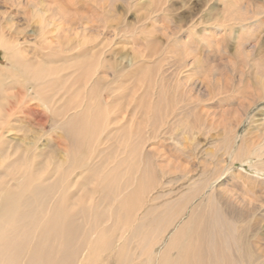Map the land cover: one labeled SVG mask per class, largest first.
<instances>
[{"label":"bare ground","instance_id":"6f19581e","mask_svg":"<svg viewBox=\"0 0 264 264\" xmlns=\"http://www.w3.org/2000/svg\"><path fill=\"white\" fill-rule=\"evenodd\" d=\"M216 1L198 3L207 6L202 16L226 26L248 19L233 35L238 41L264 21L257 18L264 16V0H247L253 11L229 0L238 8L229 5L230 16ZM240 10L250 16L244 19ZM13 34L0 33V264H264V212L253 202H264L262 144L232 130L216 145L229 147L227 168H211L215 155L203 153L193 178L168 166L183 156L181 133L196 152L194 133L207 131L191 89H184L187 79L167 74L157 57L147 65L149 54L124 66L82 51L62 55L61 65L33 61ZM104 67L112 70V82L96 76ZM120 77L129 79L122 90L112 86ZM255 124L264 129V107ZM21 130L32 140L12 136ZM57 130L61 136H52ZM236 157L253 173L234 171Z\"/></svg>","mask_w":264,"mask_h":264},{"label":"rangeland","instance_id":"374dc122","mask_svg":"<svg viewBox=\"0 0 264 264\" xmlns=\"http://www.w3.org/2000/svg\"><path fill=\"white\" fill-rule=\"evenodd\" d=\"M222 1L215 2L217 9L221 14L230 16L229 5L231 6L233 1L228 0L227 5H223ZM202 2L203 0H0V33L5 37L9 31H13L17 44H21L22 53L38 62L41 59H49L61 65L64 63L60 60L62 55L69 56L79 51L89 53L88 58L98 57L102 62L118 63L121 66L126 65L125 61L128 59L138 62L145 54H149L144 61L147 65L153 57L161 59L160 64L164 62L162 67H165L167 74L180 77V81L187 79L184 89H191L188 91L190 96L194 97L191 104L196 106L198 114L206 117V133L200 136L194 133L199 143V151L190 150V136L181 133L179 140L184 146L183 156L181 155L179 162L178 158H175L172 159L173 163L168 165H176L177 169L197 178L203 153L215 155L211 160V168H215V163H220L218 166L222 164L226 168L231 163L229 147L224 149L226 142L218 147L216 145L224 137L229 139L232 130L238 135L246 132L244 136L262 144L264 151V129L255 124L264 107V21L243 35L246 36L243 41H238L233 35L238 29L247 28L248 19L233 23L234 19L228 24L229 27L225 24L212 25V21L209 23V19H205L207 16H202L203 12L207 11V6L198 4ZM246 2L247 0H240L237 7L242 9L247 5L245 9L252 11L256 8ZM261 4V7H264L263 3ZM197 8L200 11L195 10L194 13ZM257 8L259 10L260 6ZM240 13L244 19L250 16L249 12L246 14L243 10H240ZM262 15L258 14L257 18H263ZM252 34L262 37L263 42L250 38ZM69 44L71 47L76 45L77 48L66 51L65 47ZM1 65H5L2 47ZM101 72L96 76L104 74L105 80L112 82L111 69L104 67ZM6 81L9 80H4ZM114 82L112 86L121 90L129 85V79L125 77H120ZM176 82L174 78L171 79L172 84L169 87H175ZM17 87L14 88L15 91ZM26 104H39L38 106L43 108L37 99H28ZM120 107L125 108V104L122 102ZM25 119L19 116L17 122H22V128H29L24 122ZM46 128L47 131L50 130L48 126ZM175 129L180 132L178 128ZM26 132L17 131L12 136L17 140H32L31 133ZM59 132L54 131L52 136H61ZM165 136L167 140L171 135L168 133ZM235 139L236 145H239L240 141L237 137ZM165 142L159 141L158 144L169 146V142ZM170 145H173L172 142ZM171 152L174 154V151L162 150L166 156ZM238 159L241 160L236 157L231 165L236 168L234 171L241 167L245 172L253 173L254 170L248 165H242ZM253 202L256 206L261 205L260 211L262 209L263 213L264 202Z\"/></svg>","mask_w":264,"mask_h":264}]
</instances>
